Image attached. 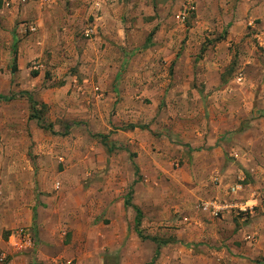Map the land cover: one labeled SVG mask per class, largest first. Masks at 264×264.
Here are the masks:
<instances>
[{
	"label": "rangeland",
	"instance_id": "374dc122",
	"mask_svg": "<svg viewBox=\"0 0 264 264\" xmlns=\"http://www.w3.org/2000/svg\"><path fill=\"white\" fill-rule=\"evenodd\" d=\"M246 2L193 0L183 22L176 14L187 0L11 2L23 13L9 21L20 31L10 27L0 49V94L13 95L0 99V264L69 261L58 253L42 259L38 249L70 236L92 162L123 168L122 183L130 180L123 198L138 178L132 200L143 212V234L165 243L152 260L155 242L136 235L134 211L125 207L123 224L99 226L98 239L71 240L92 253L89 264H264V28L258 18L238 21ZM108 8L116 13L108 23L124 28L115 31L120 44L95 38L97 16ZM85 90L95 93L91 117ZM254 119L262 123L252 126ZM97 143L105 153L93 161ZM214 186L232 204L226 215L198 208L217 199ZM32 199L44 206L42 221L24 226ZM20 228L31 244L14 248L9 236Z\"/></svg>",
	"mask_w": 264,
	"mask_h": 264
},
{
	"label": "crops",
	"instance_id": "0c3cea01",
	"mask_svg": "<svg viewBox=\"0 0 264 264\" xmlns=\"http://www.w3.org/2000/svg\"><path fill=\"white\" fill-rule=\"evenodd\" d=\"M246 4H247V7L249 8L247 9L248 13L240 12V15L236 14V18H238V21L240 22L241 20L240 17H242V22L245 21L246 23H251L252 19L258 18L260 19V22H257L256 24H258L260 28L263 29L264 28V0H249V3L246 2ZM37 11L39 12V14L43 13L44 15H54L55 16V14H52L53 12H50L49 9L47 11L44 10L43 12H41L40 9H37ZM111 12L112 11L108 8L107 11L106 10L104 11V14L97 16V18L99 19L98 20L99 35L96 36L95 38L98 39V41L99 40L105 41L108 39H113L114 42L120 44L121 43L120 34L119 35L115 34V31H118L120 33L123 31L124 28H119L118 26L116 28L115 25L111 26L110 23H108L109 22L108 17H111V16L116 17V13L115 12L111 13ZM22 13H23V9L19 7V3H14L10 6H4L2 3L0 7V49H1V52L4 51V48H6V46L4 45H8V42L11 38L10 33L11 32L13 33L14 29L17 32L20 31V28L13 27V24H9L10 25L9 26L8 25L9 21H11L12 19L14 20L16 17L18 18L21 17ZM70 14H71L70 16L72 17L76 15L73 11ZM246 14H247V17H243V15H246ZM10 27H13L11 28V32H10ZM95 27L96 26L92 27V31L96 30ZM260 33L262 34V37H263L264 31H261ZM261 34H257V35L261 37ZM6 41H8L7 44H6ZM94 94L95 93L93 92V90H85V99L90 98V100L88 99L85 100V109L86 108L89 109L88 111L89 117H91V113H90L91 106L89 103L91 101L93 104V99H91V96H94ZM99 96L100 94L95 96V103L98 102L97 100ZM250 123L252 126H255L256 123H262V121L260 119H254L253 121H250ZM212 143H213L212 141L211 142L209 141V143H206V147L210 146ZM94 147L97 150L98 154L97 155L91 154L90 157H92L93 161H95L96 157L99 158V160H101L102 155H104L105 153L103 150V147L100 145V143L95 144ZM218 149H219L218 147L217 148L215 147L214 149H211V150L217 152L219 151ZM89 154L90 152L87 151L86 156H89ZM132 163L133 162H131V164ZM91 164H92L91 167L85 168V178L88 179L86 183L87 185H85V209L79 211L78 213L79 217L75 218L74 220L73 231L71 232L70 236L67 235V238L65 239L64 243H63V240L60 241L58 239L56 242H54L53 245H50V249L46 250L43 247H40V249H38V253L42 259L44 258L46 259L51 254L55 255L58 253L61 257H64L71 262L74 259L75 260L74 264H85L86 262L87 264H89L90 259L93 260L92 253L86 249L82 250L83 247H78V246L75 247L74 242H71V240L79 239V238H85L87 240L98 239L99 237L97 235L98 234L97 231H98L99 226H102L103 228L105 227L108 228V227H111L115 223V221H117L118 224H123L125 222L123 215L125 213L124 209L127 206L124 205V198L121 195H122V191L124 190L123 185H128L127 183H129L130 180L127 183H126V180L125 182L122 183L119 177V174L123 168L121 166H118V164H115V162L110 163V167L109 166L108 167L97 166L96 162L95 163L92 162ZM127 167H128L127 163H125L124 168L127 169ZM133 180L131 181V184ZM137 187L138 186L136 182L133 185V194L135 195L137 193ZM210 189H212V191L209 192L208 190L207 192H209L210 194L211 193L214 194V196H217V199L220 202H222L221 198H218L219 195H221L220 194L221 190L215 186ZM203 190H205V188ZM207 192L205 193L208 194ZM118 196H119V199L116 200V197L118 198ZM132 202L134 204H137L135 200H132ZM223 202L229 207V203H227L225 200H223ZM228 207L223 209V211L221 212V215L223 214L226 215L228 213L229 211ZM43 208L44 206L37 205L36 200L32 199L31 202L23 206L24 213H23V218L20 224L24 226H30L31 224L34 225V223L35 225L36 223H40V221H42L41 211ZM57 211L58 210L56 209L55 212ZM99 213L102 214L103 217L100 219L98 223L95 224V219H96L95 217ZM134 215H135V212H134ZM132 218L134 220V216ZM107 219H109V221L106 223ZM57 220L58 219H55V215H54V217L52 218V222L57 224ZM216 222L218 223L216 228L217 230L219 229V232L216 230L217 232L216 238H219V235H221V232H222V228L220 227V225H222V220L220 221V219H218ZM112 235L113 236L111 237H116V234L113 233ZM237 235L239 234L237 233ZM227 246L230 247L229 244ZM226 249L227 248H225V250ZM230 249L232 250V247H230ZM97 264H100V262H97Z\"/></svg>",
	"mask_w": 264,
	"mask_h": 264
},
{
	"label": "built area",
	"instance_id": "2783aa9c",
	"mask_svg": "<svg viewBox=\"0 0 264 264\" xmlns=\"http://www.w3.org/2000/svg\"><path fill=\"white\" fill-rule=\"evenodd\" d=\"M13 1H17L22 4L30 2L40 7H43V6H49L53 4L56 0H2V3L4 6H9L11 2ZM192 3H193V0H187V4L184 5L182 7V10L176 14V18L179 21L183 22L189 16V13L194 9V6ZM29 27H30V30L35 29L34 26H29ZM90 30L92 29L86 30L85 32L86 35H89ZM238 79H240V76L238 77ZM56 187H58V184H56ZM236 188H238V186L232 187L231 189L235 190ZM231 206L232 204H229V207ZM227 207L228 205L224 204V202H220L219 200L215 198L202 200L200 201L198 205V208H200L202 211L207 212L208 214L215 216V217L219 216L221 212L223 211V209ZM241 208H244V207H241ZM9 238H10L9 243L14 248H21L23 246H29L31 244L30 233L24 228H20L16 232L11 233ZM53 264H71V262L63 261V260L56 258Z\"/></svg>",
	"mask_w": 264,
	"mask_h": 264
},
{
	"label": "trees",
	"instance_id": "16d2710c",
	"mask_svg": "<svg viewBox=\"0 0 264 264\" xmlns=\"http://www.w3.org/2000/svg\"><path fill=\"white\" fill-rule=\"evenodd\" d=\"M1 2H2V0H0V7H1ZM16 48H17L16 47V43L13 42L12 47H11L12 51L13 52L16 51ZM13 59L15 61V57H13ZM24 93H27L28 100L30 102V106H31L32 111L34 113L32 116L37 120V122L41 125V127H45L40 122V117L37 114L38 113L37 109H36L37 101L33 99L32 95L30 93H28L26 91ZM0 99L5 100V101H9V100L13 99V95L12 94L11 95L0 94ZM47 127H48V129H50L51 125H48ZM109 151H110V149H109ZM132 164H133V167H134V173L136 175V173H138V166L134 162ZM137 179L138 178L134 179L132 184L129 186V188H128L126 194H125V197H124V205L127 206V207H131L134 210V212H135L134 220H133V226H134V230L137 233V235L139 237L143 238V239H150V240L155 242L156 248L154 250V257L152 259V260H154L159 254L160 245L165 243V241L164 242H161L159 240L156 241V239L154 237L146 236V235L143 234V229L141 228L143 212H142L141 208L137 204H134L132 202L133 185H134V183L137 182Z\"/></svg>",
	"mask_w": 264,
	"mask_h": 264
}]
</instances>
